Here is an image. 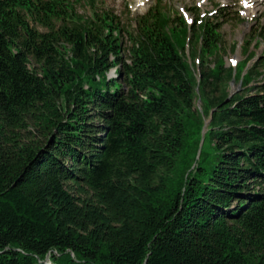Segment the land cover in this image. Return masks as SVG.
<instances>
[{"label":"trees","instance_id":"1","mask_svg":"<svg viewBox=\"0 0 264 264\" xmlns=\"http://www.w3.org/2000/svg\"><path fill=\"white\" fill-rule=\"evenodd\" d=\"M95 5L0 0V264H264V53Z\"/></svg>","mask_w":264,"mask_h":264},{"label":"rangeland","instance_id":"2","mask_svg":"<svg viewBox=\"0 0 264 264\" xmlns=\"http://www.w3.org/2000/svg\"><path fill=\"white\" fill-rule=\"evenodd\" d=\"M96 8H106L111 10L121 22L128 25V29L134 26L133 17L143 13L154 0H93ZM251 0H161V3L169 7V10L182 14L187 22L195 8L200 12L208 13L212 18L220 23L219 33L223 40L220 55L224 66L235 67L251 53L252 59L246 62V67L258 56L264 53V40L257 32L264 31V2L258 1L254 9L251 8ZM78 12L83 13L87 8L81 3L76 5ZM245 49V51H244ZM211 57L208 58L209 65ZM248 59V58H247ZM246 59V60H247ZM235 62V63H233ZM195 69V73H196ZM114 76V72L109 70L107 77ZM264 79V74L262 75ZM240 88L239 82L231 81L230 92ZM206 122V121H205ZM204 122V123H205ZM202 132V130H201Z\"/></svg>","mask_w":264,"mask_h":264},{"label":"bare ground","instance_id":"3","mask_svg":"<svg viewBox=\"0 0 264 264\" xmlns=\"http://www.w3.org/2000/svg\"><path fill=\"white\" fill-rule=\"evenodd\" d=\"M258 1H259V2H260V1L264 2V0H251V1H250V4H252V6H251L252 9L255 8L254 6L257 5Z\"/></svg>","mask_w":264,"mask_h":264},{"label":"snow or ice","instance_id":"4","mask_svg":"<svg viewBox=\"0 0 264 264\" xmlns=\"http://www.w3.org/2000/svg\"><path fill=\"white\" fill-rule=\"evenodd\" d=\"M233 63H235V62H233Z\"/></svg>","mask_w":264,"mask_h":264}]
</instances>
